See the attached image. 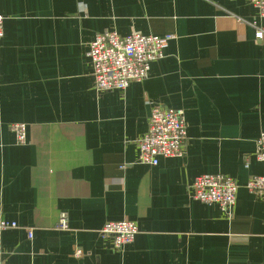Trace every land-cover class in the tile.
Segmentation results:
<instances>
[{
    "label": "crops",
    "instance_id": "crops-1",
    "mask_svg": "<svg viewBox=\"0 0 264 264\" xmlns=\"http://www.w3.org/2000/svg\"><path fill=\"white\" fill-rule=\"evenodd\" d=\"M0 13L4 264H264V196L246 188L264 176V19L248 0H0ZM104 31L172 39L144 80L96 93L86 53ZM155 106L183 110L186 141L151 167L137 143ZM206 174L238 186L230 215L191 199ZM124 220L138 233L116 250L100 231Z\"/></svg>",
    "mask_w": 264,
    "mask_h": 264
},
{
    "label": "built area",
    "instance_id": "built-area-1",
    "mask_svg": "<svg viewBox=\"0 0 264 264\" xmlns=\"http://www.w3.org/2000/svg\"><path fill=\"white\" fill-rule=\"evenodd\" d=\"M264 19V0H248ZM4 17L0 13V40L4 36ZM264 29H257L255 38L262 40ZM170 35L130 34L120 36L113 31H104L94 36L86 53L92 67L93 89L96 93L124 91L132 82L144 80L149 73L150 64L164 57ZM16 143L23 145L27 141V126L24 123L10 125ZM186 141V126L182 109H164L155 106L151 109L146 133L137 143V163L155 167L160 158L182 157ZM254 158L264 165V132L256 140ZM249 192L264 196V176L250 178L246 183ZM238 186L224 175L206 174L198 176L191 185L192 200L205 205H216L230 215L236 200ZM14 223L0 222V231L14 227ZM67 227L66 218L61 215L58 228ZM138 233L134 222L118 221L106 223L100 231L103 237L111 238L116 250L130 245ZM80 256V251H76ZM0 264H4L0 253Z\"/></svg>",
    "mask_w": 264,
    "mask_h": 264
}]
</instances>
